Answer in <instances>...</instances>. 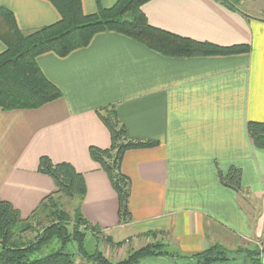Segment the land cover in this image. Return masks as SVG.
I'll return each instance as SVG.
<instances>
[{"label": "crops", "instance_id": "crops-1", "mask_svg": "<svg viewBox=\"0 0 264 264\" xmlns=\"http://www.w3.org/2000/svg\"><path fill=\"white\" fill-rule=\"evenodd\" d=\"M0 6L22 31L59 19L47 0H0ZM81 8L93 13L96 2L81 0ZM141 10L153 27L249 50L168 57L118 33L100 32L64 57L39 55L37 65L61 97L35 109H0V199L26 219L54 190L52 179L37 170L44 155L83 176L85 195L66 204L67 212L80 203L83 217L121 247L127 241L137 249L160 237L180 255L213 244L233 249L259 242L264 248V149L246 132L247 122H264V18L217 0H150ZM4 48L0 41V53ZM109 107L129 138L156 142L121 157V173L130 182V219L123 224L118 196L90 155V147L110 145L98 115ZM232 166L241 171L244 196L219 182L218 171ZM182 262L148 257L139 264Z\"/></svg>", "mask_w": 264, "mask_h": 264}, {"label": "trees", "instance_id": "trees-1", "mask_svg": "<svg viewBox=\"0 0 264 264\" xmlns=\"http://www.w3.org/2000/svg\"><path fill=\"white\" fill-rule=\"evenodd\" d=\"M47 1L58 12L59 19L31 31L20 30L13 13L0 6V41L5 46L0 53V109L3 111L35 109L60 98L61 91L44 76L36 58L47 52L64 57L87 46L100 32L118 33L168 57L236 54L249 50L248 46L225 47L196 41L151 26L141 10L150 0H116L110 7H103L100 0H95L97 9L90 14L83 13L81 0ZM217 1L240 10L237 0ZM98 115L109 130L110 145L104 149L90 147V155L105 171L118 196L119 224H123L130 219V182L121 173V157L129 149L151 147L156 142L129 138L112 107ZM246 132L256 148L264 149V122H247ZM37 170L52 179L54 190L26 219H22L9 202L0 199V264H75L76 256L90 264H139L148 257L182 259L184 264H217L235 258L231 251L218 244L190 255H180L168 251L162 242L150 243L129 251L117 261L110 260L96 248L90 252L86 242L89 238L97 240L100 231L83 217L80 203L69 213L61 202L62 198H83L86 191L83 176L70 164L54 163L44 155L39 157ZM218 178L223 186L242 196L246 194L239 168L232 166L225 174L218 171ZM28 234L32 235L26 237ZM53 242L58 247L42 254ZM69 244L74 245L75 252L66 250ZM242 252L245 263L260 264L256 248Z\"/></svg>", "mask_w": 264, "mask_h": 264}, {"label": "rangeland", "instance_id": "rangeland-1", "mask_svg": "<svg viewBox=\"0 0 264 264\" xmlns=\"http://www.w3.org/2000/svg\"><path fill=\"white\" fill-rule=\"evenodd\" d=\"M239 1V9L242 10V12L248 14V16L250 17H259V18H264V0H237ZM71 201L73 200H68L65 198L64 203V207L66 208V204H70ZM33 227H35V224H32ZM72 225V223L70 224V226ZM36 228V227H35ZM32 234H28L26 235V237H30ZM89 237V236H88ZM162 242V239L160 237H156V239L150 237V240L148 243L146 244H150V243H159ZM144 243V242H143ZM164 245L165 243L162 242ZM144 244V245H146ZM118 244L116 242H113L112 239L110 237H103L100 235V237H98L97 240L91 239L89 238L86 242V248L88 251L92 252L95 248L98 250H101L106 257H109L110 260H115V259H122V257H124L125 255L128 254L129 251L136 249L135 246L133 244H130V242H123ZM143 245V246H144ZM58 247V245L53 242L51 243L44 251L42 254H46L49 252L50 248L51 249H56ZM120 247V248H119ZM226 248V247H224ZM257 249L258 253H259V258L261 259L260 264H263V258H264V248L262 247V245L259 242L256 243H252V244H247V245H239V246H235L233 249L231 248H226L228 251L232 252V256L234 255L235 258L232 261H242V263L244 262V257H245V253L242 252L246 249ZM164 249V248H163ZM66 250L69 252H75V247L72 244H69L66 247ZM237 253V254H234ZM75 264H90V263H86L85 261H83L82 259H80V257L76 256L75 257ZM231 261L227 262V264H230ZM180 264H184V262L180 263ZM217 264H226V263H217Z\"/></svg>", "mask_w": 264, "mask_h": 264}]
</instances>
